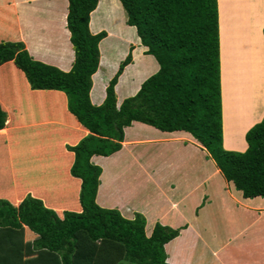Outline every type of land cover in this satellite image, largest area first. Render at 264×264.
<instances>
[{
  "label": "crops",
  "instance_id": "crops-1",
  "mask_svg": "<svg viewBox=\"0 0 264 264\" xmlns=\"http://www.w3.org/2000/svg\"><path fill=\"white\" fill-rule=\"evenodd\" d=\"M9 1L0 2V41L7 40L4 34L16 31V40L24 44L33 60L64 72L70 71L74 51L66 23L68 0ZM216 1L222 146L227 151L244 152L247 149L246 133L264 117V0ZM120 4L118 0H98L97 7L90 14L91 33H107L99 43V67L91 78L90 100L96 106L104 102L106 87L128 54L125 46L128 52L132 48V62L125 67L115 86L118 107L123 100L118 98V89L124 80L129 79L127 96H133L159 69L153 57L145 54L147 48L141 44L134 27L122 22V35L120 29L111 28V16L124 15ZM111 36L116 38V43H110ZM104 69L108 70L106 75ZM142 71L149 73L137 84V76L142 78ZM22 82L25 83L22 91L18 86H6L8 95L0 99L7 109L19 113V116L12 111L7 113L6 124H9L0 131V142H4L9 154L13 151L11 146L18 144L13 141L12 132L33 130L31 133L42 137L41 140L38 138L36 146L47 149L52 144L60 158L53 170L69 184L65 200L69 206L51 208L60 216L65 210L80 212L79 184H73L69 177L73 156L65 148L68 141L65 137L67 134L78 136L74 141L76 144L88 132L67 112L63 94L31 90L26 80ZM43 107L47 109L45 112L41 111ZM26 108H32L28 114ZM31 119L33 121L29 122ZM227 120L233 121L230 138L226 136ZM143 130L158 136L147 137L141 133ZM239 130L241 133H237ZM51 133L64 138L48 144L47 134ZM36 146L32 147L34 154ZM45 153L49 155L50 151ZM67 154L69 159L65 156ZM63 162L65 165L61 166ZM91 162L102 168L95 198L98 206L115 209L128 220L133 219L135 213L141 214L146 221L145 234L148 237L157 223L180 230L179 235L164 246L168 264H264V199L244 198L232 182L224 179L207 151L191 134L161 132L133 122L124 129L119 151L109 157L93 156ZM9 169L11 183L4 186L6 190L0 193L1 198L17 206L30 195L40 198L47 206L56 205L39 194L43 184L30 185L26 171ZM193 175L194 180L190 182ZM34 177L40 178L37 173ZM34 239L28 230L24 231L25 242ZM0 253H5L4 261L19 257L23 263L31 259L33 264H43L41 255L47 254L23 244L12 245Z\"/></svg>",
  "mask_w": 264,
  "mask_h": 264
},
{
  "label": "trees",
  "instance_id": "trees-1",
  "mask_svg": "<svg viewBox=\"0 0 264 264\" xmlns=\"http://www.w3.org/2000/svg\"><path fill=\"white\" fill-rule=\"evenodd\" d=\"M119 1L127 15L126 24L135 28L141 44L147 48L145 54L153 56L159 66L137 93L124 99L119 107L115 86L132 62L130 53L109 81L104 102L96 106L90 100L91 78L99 67V43L107 37L105 31L92 34L89 29L90 14L98 0H68L66 23L74 51L68 72L33 60L24 44L16 40V31L4 34L7 40L0 41V84L5 80L1 68L6 65L4 69L10 67L21 82H8L0 90V99L8 95L6 86L24 87L23 80L31 90L61 93L66 97L69 115L88 132L76 144L78 136L67 134L65 137L68 140L65 148L73 156L69 177L73 184H79L81 211L65 210L60 216L51 208L69 206L65 202L69 184L58 173H53L56 178L53 184L43 185L40 193L36 191L45 195L48 202L56 203L54 206H47L40 198L30 195L17 206L0 197V250L18 244L33 246L47 253L41 255L43 264H168L164 246L180 230L157 223L148 237L141 214L135 213L128 220L117 210L101 208L95 201L102 170L91 158L109 157L119 151L124 129L133 122L161 132L191 134L207 151L224 179L232 182L244 198L264 199V117L246 133L244 152L227 151L222 146L217 1ZM147 73L142 71L141 76ZM7 107L0 102V131L9 124H6V110H11ZM51 134H47L48 144L64 138L57 135L52 140ZM50 146V154H55L54 146ZM64 165L65 162L61 163ZM0 186L2 193L6 189ZM25 230L35 237L32 242H25ZM4 258L5 253H0V264H33L31 259L23 263L19 257L10 261Z\"/></svg>",
  "mask_w": 264,
  "mask_h": 264
},
{
  "label": "rangeland",
  "instance_id": "rangeland-1",
  "mask_svg": "<svg viewBox=\"0 0 264 264\" xmlns=\"http://www.w3.org/2000/svg\"><path fill=\"white\" fill-rule=\"evenodd\" d=\"M119 1V0H118ZM120 4V1H119ZM121 5V4H120ZM122 6V5H121ZM123 9V7H122ZM124 11V9H123ZM119 14V13H117ZM125 20L127 21V15L126 12L124 11V15H117V16H111V28L116 27V29H120V35L123 34L122 29V22L126 25ZM90 29V28H89ZM91 32V31H90ZM117 35V34H116ZM116 43L117 40L114 36H111L110 43L114 44ZM122 49H124L122 47ZM125 49L127 53H130L132 55V50L130 49L128 52L127 46H125ZM124 49V50H125ZM100 53V51H99ZM127 56V54L124 56V58ZM153 57V56H152ZM154 62L157 64L153 57ZM141 69V68H140ZM104 75H106V72H108L107 69H104ZM4 73L5 80L2 84H0V90L5 87V85L8 82H13L16 84H21L19 82L20 77L18 74H15L13 70L8 67L4 70H2ZM23 77V75L21 74ZM143 76V75H142ZM145 77V76H144ZM142 77V79L144 78ZM139 76H137V84L141 83L142 81ZM119 80V79H118ZM136 80V79H135ZM129 79L127 78L126 80L123 81L121 84L120 88L118 89V98H122L123 100L132 96H127L128 95V90H129V84L128 82ZM140 85V84H139ZM21 91L22 87L18 86ZM127 96V97H126ZM134 96V95H133ZM122 100V101H123ZM30 105H33L34 102H29ZM32 108H26L25 113L28 114V112ZM8 113L9 111L6 110ZM15 116H19V113H15L14 110H11ZM10 111V112H11ZM22 113H24V106H22ZM233 121H226V136L230 138L231 134L233 133ZM235 129L237 127L235 126ZM33 131V130H32ZM31 130H27L25 132H22L21 130H14L12 132L13 134V141L18 142L16 146H11V149L13 150L11 153L8 154V148H5L4 142H0V185L7 186L10 185L11 179H10V169L13 168V170H18L20 169V172L26 171L28 174L27 176L29 177V182L31 184H37V182L45 185V184H53V182L56 180L55 176L53 175L54 170L53 168L57 165V161L60 160L58 154H46L45 151L51 150V146H49L47 149L46 147H38L36 144L39 143L38 138L41 140L42 137H38L35 134L31 133ZM31 133V135H30ZM142 134H146L147 137H152L155 138L158 135L153 134L150 131L143 130L141 132ZM237 133H241V130H239ZM28 136H27V135ZM52 140H54L57 137V134H51ZM33 146H36V154H34L35 149H32ZM96 166L100 167L99 165L96 164ZM43 170V172H41ZM102 170V168H101ZM38 174L40 176L39 179L34 177V174ZM16 176H19V173H16ZM194 180V175L189 178V181L192 182ZM183 182L186 184V182L183 180Z\"/></svg>",
  "mask_w": 264,
  "mask_h": 264
},
{
  "label": "bare ground",
  "instance_id": "bare-ground-1",
  "mask_svg": "<svg viewBox=\"0 0 264 264\" xmlns=\"http://www.w3.org/2000/svg\"><path fill=\"white\" fill-rule=\"evenodd\" d=\"M233 124V123H232Z\"/></svg>",
  "mask_w": 264,
  "mask_h": 264
}]
</instances>
